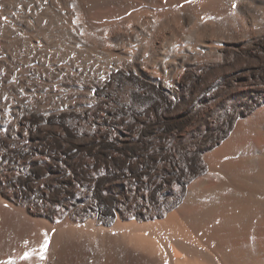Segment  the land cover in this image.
Returning a JSON list of instances; mask_svg holds the SVG:
<instances>
[{"label": "bare ground", "instance_id": "obj_1", "mask_svg": "<svg viewBox=\"0 0 264 264\" xmlns=\"http://www.w3.org/2000/svg\"><path fill=\"white\" fill-rule=\"evenodd\" d=\"M0 264H264V0H0Z\"/></svg>", "mask_w": 264, "mask_h": 264}, {"label": "snow or ice", "instance_id": "obj_2", "mask_svg": "<svg viewBox=\"0 0 264 264\" xmlns=\"http://www.w3.org/2000/svg\"><path fill=\"white\" fill-rule=\"evenodd\" d=\"M101 78H103V77H101ZM43 247H46V245H44ZM29 256H30V253H25V256L23 258L27 259V258H29ZM41 258H43V254H41Z\"/></svg>", "mask_w": 264, "mask_h": 264}]
</instances>
